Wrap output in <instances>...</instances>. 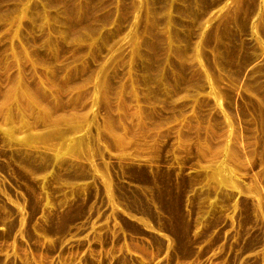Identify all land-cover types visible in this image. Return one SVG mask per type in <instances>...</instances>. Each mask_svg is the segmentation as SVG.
<instances>
[{
  "label": "rangeland",
  "instance_id": "obj_1",
  "mask_svg": "<svg viewBox=\"0 0 264 264\" xmlns=\"http://www.w3.org/2000/svg\"><path fill=\"white\" fill-rule=\"evenodd\" d=\"M0 264H264V0H0Z\"/></svg>",
  "mask_w": 264,
  "mask_h": 264
}]
</instances>
